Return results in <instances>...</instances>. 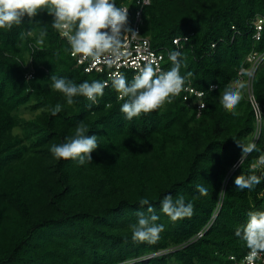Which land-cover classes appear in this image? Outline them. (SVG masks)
Listing matches in <instances>:
<instances>
[{"label":"trees","instance_id":"16d2710c","mask_svg":"<svg viewBox=\"0 0 264 264\" xmlns=\"http://www.w3.org/2000/svg\"><path fill=\"white\" fill-rule=\"evenodd\" d=\"M139 1L116 0L130 8L132 30ZM262 18L264 0H151L143 8L142 34L166 54L167 70L168 53L181 52L186 79L172 103L131 121L120 112L124 101L111 83L96 104L75 97L69 106L50 89L52 75L76 83L108 77L77 65L46 10L31 23L25 17L11 30L0 29V264H231L232 256L249 254L236 230L250 211L264 210V179L251 190L237 189L234 181L242 174L264 177V117L256 140L248 74L242 80L240 72L253 67L251 57L261 59L253 92L264 114V29L256 39ZM41 32L44 43L36 45ZM179 38L181 47L175 44ZM125 77L134 78L128 71ZM229 83L247 92L236 115L219 102ZM187 87L204 97L190 96ZM57 103L63 110L52 116L48 106ZM27 107L41 114L23 119L19 112ZM80 121L100 144L92 163L57 160L51 145L73 135ZM237 141L255 143L259 151L236 169L242 154ZM201 179L207 192L197 189ZM167 194L191 198L193 212L171 221L160 211ZM141 198L152 202L164 225L155 244L131 237L137 213L148 214Z\"/></svg>","mask_w":264,"mask_h":264},{"label":"clouds","instance_id":"9594fccd","mask_svg":"<svg viewBox=\"0 0 264 264\" xmlns=\"http://www.w3.org/2000/svg\"><path fill=\"white\" fill-rule=\"evenodd\" d=\"M41 10H46L53 17L51 28L61 36L67 37L71 54L91 58L92 65L104 58L111 67L125 55L122 50L126 48L128 38L137 36V33L127 26L129 8L117 6L116 0H0V29L11 30L13 26L21 25L25 17L31 23ZM32 35L33 32L29 30L27 36ZM45 35L46 32L40 33L35 41L36 45L44 43ZM180 57V51L172 50L168 53L172 67L167 71L154 69L152 63H148L131 81L120 72L111 74V88L118 93V98L124 101L120 105V112L124 114L125 120L131 121L142 113H149L161 107L164 103H172L181 93L186 78L180 72ZM86 71H91V67ZM50 81V89L61 93L69 106L76 103L75 97H84L96 104L97 97L104 95L109 83L97 79L76 83L72 79L57 75H52ZM241 98L240 90L234 88L231 83L226 84L219 93L220 104L233 115H236L235 109ZM48 110L52 116H56L63 110V106L59 103L55 106L49 105ZM88 133V127L80 121L76 124L73 135L66 137L62 143L51 145L50 153L57 160L71 159L78 166L92 163L91 153L100 144L96 135ZM237 143L242 149L241 164L248 154L254 150L259 151L255 143ZM260 159L264 161V155ZM262 179L264 177L259 175L242 174L236 177L234 183L237 189L251 190L255 185H259ZM196 186L200 192L208 191V183L204 179L197 180ZM139 205L142 208L147 206L148 214L138 212L136 222L129 225L132 240L155 244L164 231V225L158 223L159 216L154 214L152 202L148 198L139 199ZM193 210L194 202L191 198H173L171 194H167L160 200V211L173 222L190 215ZM236 235L250 249V260L264 254V210L250 211L246 222L236 230Z\"/></svg>","mask_w":264,"mask_h":264},{"label":"built area","instance_id":"2783aa9c","mask_svg":"<svg viewBox=\"0 0 264 264\" xmlns=\"http://www.w3.org/2000/svg\"><path fill=\"white\" fill-rule=\"evenodd\" d=\"M150 4H151V0H140L138 2V6H140V10L137 12L136 22L134 23V26H133V30L137 33V36L135 38H131V37L128 38L127 46L125 49L122 50L125 52V55L122 56L118 61L113 63L111 67H109V65L105 62L104 58H102L99 63L92 65L91 58L84 57L83 55H76V56L72 55V57L77 60V65L83 68L84 71L88 74H91L93 72H98V73L107 75L108 82H109L108 85H110L112 73L120 72L125 75L126 71H128V72H132V75L134 77L136 74H138L139 70L148 63H152L154 69H157L160 71H167V69L164 68L163 66L166 61V55L162 52H158L154 50L152 48L149 38L144 37L142 34L141 25L143 24V21H142L143 8L146 6H149ZM124 7H128V6H124ZM129 14H130V8H129ZM129 20L130 18L128 15V21ZM256 28L258 30L256 39L260 40L261 31L264 29V18L260 19L258 23H256ZM181 40H182L181 38L175 40V44L179 47H181L180 46ZM109 59H112V58L109 57ZM250 60L253 62V67L248 71L245 69L241 70L240 76L242 79V76L245 72H247L248 74L247 90H248L249 100L250 102H252L253 110L255 112L256 119H257L258 129L255 135L256 136L255 139L258 140V138L260 137V131L262 127V121H263L264 114L262 112L259 102H257L254 96L253 80H254L255 73L259 66L261 59L253 56L251 57ZM89 67H91V71H86V69H88ZM31 77L32 75L29 76V78ZM185 92L189 93L190 96L194 94L199 99H202L204 97L203 92L194 90L191 87H187L185 89ZM181 94H182V91L178 96H180ZM185 99L186 100L189 99L188 95L185 97ZM204 107H205V104L201 102L199 105V109L202 110ZM240 164L241 163H239L236 166V169L240 166ZM249 256H250V253L242 258H237V257L232 256L231 264H264V254H260L259 258L251 259V260L249 259Z\"/></svg>","mask_w":264,"mask_h":264},{"label":"rangeland","instance_id":"374dc122","mask_svg":"<svg viewBox=\"0 0 264 264\" xmlns=\"http://www.w3.org/2000/svg\"><path fill=\"white\" fill-rule=\"evenodd\" d=\"M241 92V100H240V102H239V104L241 103V101L243 100V99H245L246 98V91L245 90H242V91H240ZM238 104V105H239ZM41 114V111H32V110H30V108L29 107H27V108H23L20 112H19V115H20V117H22L23 119H26V120H32V119H35L38 115H40ZM16 135H19V134H21V130L20 129H16L15 130V132H14ZM262 164H264V161L262 162Z\"/></svg>","mask_w":264,"mask_h":264}]
</instances>
